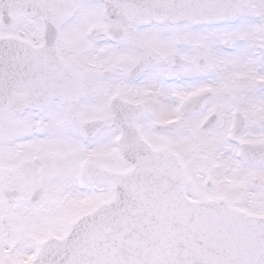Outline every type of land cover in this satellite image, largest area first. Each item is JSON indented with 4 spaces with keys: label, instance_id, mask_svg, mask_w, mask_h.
<instances>
[{
    "label": "snow or ice",
    "instance_id": "6c2138e0",
    "mask_svg": "<svg viewBox=\"0 0 264 264\" xmlns=\"http://www.w3.org/2000/svg\"><path fill=\"white\" fill-rule=\"evenodd\" d=\"M0 264H264V0H0Z\"/></svg>",
    "mask_w": 264,
    "mask_h": 264
}]
</instances>
